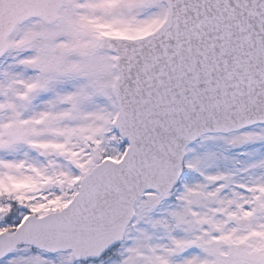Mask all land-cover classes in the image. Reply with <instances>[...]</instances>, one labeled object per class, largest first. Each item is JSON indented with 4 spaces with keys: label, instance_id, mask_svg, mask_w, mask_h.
<instances>
[{
    "label": "snow or ice",
    "instance_id": "snow-or-ice-1",
    "mask_svg": "<svg viewBox=\"0 0 264 264\" xmlns=\"http://www.w3.org/2000/svg\"><path fill=\"white\" fill-rule=\"evenodd\" d=\"M0 264H264V0H0Z\"/></svg>",
    "mask_w": 264,
    "mask_h": 264
}]
</instances>
